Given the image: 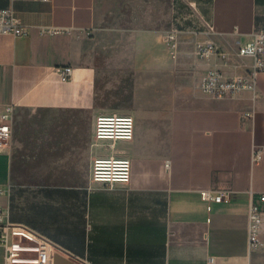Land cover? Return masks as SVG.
Masks as SVG:
<instances>
[{
    "label": "crops",
    "instance_id": "1",
    "mask_svg": "<svg viewBox=\"0 0 264 264\" xmlns=\"http://www.w3.org/2000/svg\"><path fill=\"white\" fill-rule=\"evenodd\" d=\"M9 7L29 32L0 34V112L14 105L0 228L27 226L61 251L54 264H264V226L254 250L247 237L250 194L264 192V154L252 160L264 147V72L235 98L199 87L209 68L251 67L238 41L264 26V0H0ZM175 7L200 32L171 47ZM201 40L229 59H199ZM113 113L134 118L131 140L96 138L98 115ZM111 156L130 160L128 182L92 180L94 158ZM218 185L237 197L209 209L199 192Z\"/></svg>",
    "mask_w": 264,
    "mask_h": 264
},
{
    "label": "built area",
    "instance_id": "2",
    "mask_svg": "<svg viewBox=\"0 0 264 264\" xmlns=\"http://www.w3.org/2000/svg\"><path fill=\"white\" fill-rule=\"evenodd\" d=\"M195 13H184L175 7L173 23L166 34V40L174 47L181 33L198 34L199 23L194 18ZM190 21V23H188ZM52 32H62L64 27H54ZM26 27L13 8H0V34L22 36L28 34ZM234 34H239L238 26ZM238 55L253 59L249 69L242 73L228 75L218 67L207 69L202 75L199 87L207 95L217 98H235L242 92L254 90L258 77L264 72V26L255 28L250 39L245 43L238 41ZM196 55L202 60H211L215 55L224 61L229 59L226 52H220L213 40H201L196 43ZM62 81H68L73 74L72 65L57 67ZM14 105L7 104L0 112V152L9 147L12 137V118ZM96 138L99 140H131L134 135V118L128 114H100L96 119ZM264 147L255 145L252 160L258 163L262 160ZM131 177V163L126 157H96L92 163L91 178L95 182L126 183ZM200 197L212 208V203L232 201L237 197V191L229 186L218 185L200 190ZM248 245L254 250L261 242L264 226V192L254 196L250 194L248 210ZM2 214L0 212V221ZM0 244L5 247L7 263L54 264V255L61 252L50 242L38 241L35 233L27 226L11 222L2 223L0 228Z\"/></svg>",
    "mask_w": 264,
    "mask_h": 264
},
{
    "label": "water",
    "instance_id": "3",
    "mask_svg": "<svg viewBox=\"0 0 264 264\" xmlns=\"http://www.w3.org/2000/svg\"><path fill=\"white\" fill-rule=\"evenodd\" d=\"M55 257H56V259H57V258L64 259L62 255L57 254V253L55 254Z\"/></svg>",
    "mask_w": 264,
    "mask_h": 264
}]
</instances>
